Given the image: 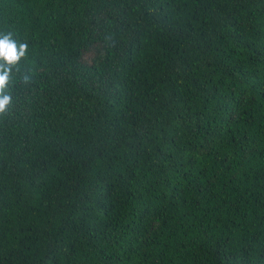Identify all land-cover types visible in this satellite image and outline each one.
I'll list each match as a JSON object with an SVG mask.
<instances>
[{
  "label": "trees",
  "instance_id": "obj_1",
  "mask_svg": "<svg viewBox=\"0 0 264 264\" xmlns=\"http://www.w3.org/2000/svg\"><path fill=\"white\" fill-rule=\"evenodd\" d=\"M9 32L0 264H264V0H0Z\"/></svg>",
  "mask_w": 264,
  "mask_h": 264
},
{
  "label": "clouds",
  "instance_id": "obj_2",
  "mask_svg": "<svg viewBox=\"0 0 264 264\" xmlns=\"http://www.w3.org/2000/svg\"><path fill=\"white\" fill-rule=\"evenodd\" d=\"M27 44L13 39L11 32L0 34V115L8 112L12 105V96L9 87L12 84L13 69L27 55ZM29 77H24L27 83Z\"/></svg>",
  "mask_w": 264,
  "mask_h": 264
}]
</instances>
